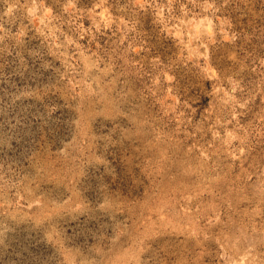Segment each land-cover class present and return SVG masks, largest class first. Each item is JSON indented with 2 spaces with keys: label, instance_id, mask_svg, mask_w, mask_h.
Returning <instances> with one entry per match:
<instances>
[{
  "label": "rangeland",
  "instance_id": "rangeland-1",
  "mask_svg": "<svg viewBox=\"0 0 264 264\" xmlns=\"http://www.w3.org/2000/svg\"><path fill=\"white\" fill-rule=\"evenodd\" d=\"M0 264H264V0H0Z\"/></svg>",
  "mask_w": 264,
  "mask_h": 264
}]
</instances>
